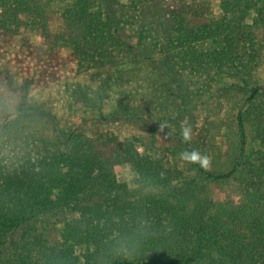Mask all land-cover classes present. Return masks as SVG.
Instances as JSON below:
<instances>
[{"label": "rangeland", "instance_id": "374dc122", "mask_svg": "<svg viewBox=\"0 0 264 264\" xmlns=\"http://www.w3.org/2000/svg\"><path fill=\"white\" fill-rule=\"evenodd\" d=\"M75 1L25 0L29 12L10 20L0 35V169L44 154H68L71 141L65 139L77 130L131 141L141 155L172 171V190L184 194L194 180L189 209L210 202L216 209L236 205L258 190L255 181L264 179V123L258 122L264 90L249 97L264 87V25L257 13L262 4L150 0L134 8L128 0H87L92 13L100 12V28L88 33L64 14ZM8 2L0 0V13ZM175 18L198 29L225 26L230 34L227 40L221 35L191 41ZM189 125L192 139L186 143L181 130ZM192 150L209 156L203 170L231 175L223 183L206 182L180 159ZM115 174L131 193L159 190L136 184L128 165L116 166ZM65 222L43 215L12 230L0 257L11 264L15 257H36L37 243L61 248Z\"/></svg>", "mask_w": 264, "mask_h": 264}, {"label": "trees", "instance_id": "16d2710c", "mask_svg": "<svg viewBox=\"0 0 264 264\" xmlns=\"http://www.w3.org/2000/svg\"><path fill=\"white\" fill-rule=\"evenodd\" d=\"M7 1L1 7L0 35L8 32L10 20L29 12L25 0ZM128 1L137 8L150 0ZM255 3L262 4L257 13L264 25V0ZM64 14L85 25L88 33L100 28L95 24L100 22V12L92 13L87 0H76ZM91 14L96 17L91 19ZM104 14L109 21L110 14ZM170 14L174 18V13ZM175 19L191 41L205 43L221 35L227 40L230 34L225 26L198 29ZM259 90L264 87L252 89L249 98ZM260 118L258 122L264 123V117ZM239 128L243 149L241 123ZM65 140L71 141L66 155L44 154L0 169V245L6 234L40 216L66 221L61 248L37 243L40 250L36 257H15L11 264H264V179H257L258 190L236 205L216 209L210 202L189 209L187 203L194 202L197 183L187 182L184 194L170 189L172 171L159 159L141 155L131 141L89 137L77 130ZM259 144L264 147L263 138ZM122 165H128L136 175V184L159 190L155 194L131 193L116 178L115 167ZM192 166L210 184L223 183L231 175H215L198 164ZM0 264H5L2 257Z\"/></svg>", "mask_w": 264, "mask_h": 264}, {"label": "clouds", "instance_id": "9594fccd", "mask_svg": "<svg viewBox=\"0 0 264 264\" xmlns=\"http://www.w3.org/2000/svg\"><path fill=\"white\" fill-rule=\"evenodd\" d=\"M166 127L162 125L161 129ZM182 139L184 142H189L192 139V128L191 126H185L181 130ZM180 159L190 164H198L201 168H208L211 164L209 156L202 154L198 150L185 151L180 154Z\"/></svg>", "mask_w": 264, "mask_h": 264}]
</instances>
